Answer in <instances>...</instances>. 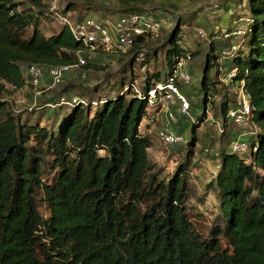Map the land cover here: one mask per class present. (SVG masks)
<instances>
[{
  "label": "trees",
  "instance_id": "trees-1",
  "mask_svg": "<svg viewBox=\"0 0 264 264\" xmlns=\"http://www.w3.org/2000/svg\"><path fill=\"white\" fill-rule=\"evenodd\" d=\"M246 2L241 40L225 62L235 69L230 81L242 83L256 129L247 157L219 149L210 183L217 211L208 231L200 232L187 212L186 166L161 176L148 159L151 140L138 129L148 91L171 77L187 55L177 42L179 20L164 39V70L146 75L140 96H128L132 82L122 75L106 84L110 93L80 98L60 112L57 98L49 99L56 106L49 123L21 119L0 101V264H264V0ZM121 12L147 18L133 6ZM147 35L138 36L130 51ZM225 46L233 47L231 39L205 53L198 87L203 105L217 93L219 70L210 73ZM82 47L67 26L45 37L32 12L0 0V80L21 88L20 63L72 64ZM98 66L87 60L79 69L85 75V68ZM231 106L224 94L218 103L222 120ZM193 126L187 145L196 137Z\"/></svg>",
  "mask_w": 264,
  "mask_h": 264
},
{
  "label": "rangeland",
  "instance_id": "rangeland-1",
  "mask_svg": "<svg viewBox=\"0 0 264 264\" xmlns=\"http://www.w3.org/2000/svg\"><path fill=\"white\" fill-rule=\"evenodd\" d=\"M14 1L18 3L20 9L23 8L36 16L39 30L45 37L56 34L66 21L74 22L80 16L98 17L114 23L115 18L122 13V8L129 6L139 8L147 13V18L157 20L155 29L148 33L135 51H130V47H126L122 52L106 53V55L100 52L94 54L99 58L89 57V61L99 66L85 68L84 77L81 76L83 69H73L66 73L59 83L51 85L46 75V67L43 66L45 74L41 81L38 85H32L27 74L29 64L20 63L25 85L14 88L0 80L2 86L0 101L6 104L7 109L20 115L21 119L27 118L33 121L37 118L41 123H49L52 120L51 112L56 106L48 103L49 99L57 98L58 101L63 97L64 100H69L73 96L85 99L93 96L92 98L95 99L97 96L107 94L110 90L108 85L122 75L126 78L125 83L132 82L128 86L130 92L128 96H140L146 75L165 68L162 53L167 33L177 21H183L177 42L187 55L180 58L175 75L178 73V68L189 73L190 79L187 83H178L189 102V116L177 115L174 122L167 120V111L176 112L177 103L162 100L160 96L153 101L148 93L150 98L148 97L146 115L142 118L138 129L151 140V145L147 149L148 159L154 168H158L161 176L168 178L180 166H186L184 172L186 209L196 228L206 233L217 211V199L210 183L217 171L219 149L224 146L227 149L231 148L232 141L237 138L248 146L247 141L256 129V123L251 118L250 111L243 115L240 124L232 119L222 120L218 103L224 94L231 105H237L242 99L249 103L245 94H241L237 83L226 78L230 72L226 67L227 57L217 52L220 55L219 65L214 66L210 73L213 77L214 72L219 70L215 78L216 82L214 81L217 93L215 91L212 96L207 95L205 105L201 101L202 91L198 88L201 67L205 53L211 45L214 46L216 43L218 45L222 40L230 42V39L233 46L239 45L240 35L237 37L234 35L229 39L225 34L227 30L233 31L237 28L244 30V24L240 22L247 11L246 0H40L42 5H35L31 0ZM99 6L101 10L96 9ZM30 32L31 27L28 29V33ZM196 49L199 50V54L194 57L192 52ZM156 51L158 57L154 59L152 56ZM224 51L230 52V49L227 47ZM175 79L177 81V76ZM94 86H98L99 89L96 94L92 91ZM61 105L60 109L56 108L58 112L66 108L65 104ZM91 106H94L93 102ZM92 110L93 108L91 112ZM193 124L196 137L191 145H187L191 139L190 129ZM164 128L179 133L183 141L173 145L163 143L158 138V131ZM189 147L192 150L187 156ZM238 152L247 157L248 148L245 146ZM39 210L41 213H46L43 206H40ZM221 242L224 246L225 241L222 239Z\"/></svg>",
  "mask_w": 264,
  "mask_h": 264
},
{
  "label": "built area",
  "instance_id": "built-area-1",
  "mask_svg": "<svg viewBox=\"0 0 264 264\" xmlns=\"http://www.w3.org/2000/svg\"><path fill=\"white\" fill-rule=\"evenodd\" d=\"M156 21L157 20L155 19L141 17L135 12L119 14L115 18L114 23L93 16H86L81 20H76L74 22L66 21L64 25L68 27L73 37L81 42L83 47L77 52V58L74 63L46 67V75H48L51 85L59 83L69 71L79 69L87 62L89 57L97 58L95 55L100 52L111 54L122 52L126 47H131L132 43L136 41L138 36L149 33L155 29L154 27L157 25ZM242 33L243 28H237L229 33L226 32L225 37L234 35V37H237V35H241ZM235 49L236 47L233 46L230 49V52L223 50L222 55L230 57ZM82 52L85 53V56L81 54ZM234 73L235 69H231L226 78L231 80ZM27 74L30 83L32 85H38L45 73L43 66L39 64H29ZM83 75L84 72H81L82 77ZM176 76L178 82L175 79ZM189 79V73L178 68L177 75H175L174 71L171 77L167 78V80L156 82L151 90L148 91L153 101L160 96L162 100L164 99L169 100L172 103H177L178 107L176 112L169 110L166 113L167 120L171 122L176 121L177 115L189 116V102L178 85V83H187ZM237 86L240 87L241 94H245L242 89V83L240 82L239 84L237 82ZM79 101L83 100L76 96L71 97L69 100H64L63 97H60L57 104H74ZM248 111L251 112L249 103L242 99L237 105H232L227 110L226 118L232 119L240 124L243 120V115ZM158 138L167 145H173L183 141L182 136L179 133L170 131L166 128L158 131ZM232 142V147L230 149L233 151H238L239 149L242 150L246 146V143L243 141L241 142L238 138Z\"/></svg>",
  "mask_w": 264,
  "mask_h": 264
}]
</instances>
